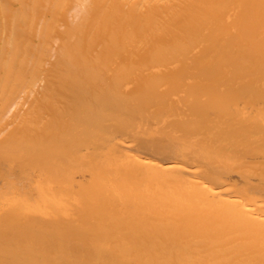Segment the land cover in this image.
<instances>
[{"label":"bare ground","instance_id":"6f19581e","mask_svg":"<svg viewBox=\"0 0 264 264\" xmlns=\"http://www.w3.org/2000/svg\"><path fill=\"white\" fill-rule=\"evenodd\" d=\"M28 171L0 264H264V0H0V179Z\"/></svg>","mask_w":264,"mask_h":264},{"label":"rangeland","instance_id":"374dc122","mask_svg":"<svg viewBox=\"0 0 264 264\" xmlns=\"http://www.w3.org/2000/svg\"><path fill=\"white\" fill-rule=\"evenodd\" d=\"M191 145V146H190ZM189 146V147H188ZM190 149H192L193 151L195 150V147H194V145L192 144V142H188V143H185V144H183V148L181 149V151H183V152H187L188 153V155H191L192 153H193V151L192 150H190ZM191 151H192V153H191ZM175 169H177V168H175ZM175 169H173V171L175 170ZM172 171V170H171ZM30 173V174H29ZM31 171H28V172H26L25 173V175H23L22 177H21V179H19V176H14V178L13 177H11V181H10V178H8V177H2L1 179H0V188L2 187L1 186V181H3V183H2V185H4L3 187L5 188V187H7V189H8V187H9V189H11L12 188V186H13V188L12 189H14L15 187H22L21 188V191H23L24 190V192H22V193H24V194H32V191H33V189L34 188H36L34 191H33V195H32V197L34 198V195H36L37 194V197H35V200H38V199H41V197H42V181L41 180H39L38 178H36L35 177V175L33 174V175H31ZM203 174H204V171H203ZM12 176V175H11ZM81 176V175H80ZM80 176L78 175V174H75L74 175V179H73V182H74V180H75V182H74V185H72L73 187L75 186V183H76V186L78 185L77 184V180L78 179H80ZM18 177V178H17ZM30 177H32V178H30ZM29 178V179H28ZM4 179L6 180L5 181V184H4ZM26 179L28 180V181H26ZM81 179H82V177H81ZM32 180H34V182L32 181ZM87 179L86 178H84V180H83V182L84 181H86ZM9 181V182H8ZM19 183H18V182ZM30 181H31V183H30ZM82 180H79V182H81ZM18 184H17V183ZM28 182V183H27ZM32 182H33V184H32ZM7 183H9V184H7ZM14 183H16V184H14ZM25 183H27V184H25ZM30 183V184H29ZM35 183V184H34ZM12 184V185H11ZM21 184V185H20ZM30 185V186H29ZM33 185V186H32ZM24 187V188H23ZM32 189V190H31ZM38 189V190H37ZM26 190H27V193H26ZM40 191V192H39ZM28 192H30V193H28ZM41 193V194H40ZM41 195V197L39 198V196ZM8 196H10V194L8 195Z\"/></svg>","mask_w":264,"mask_h":264}]
</instances>
